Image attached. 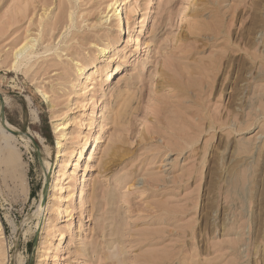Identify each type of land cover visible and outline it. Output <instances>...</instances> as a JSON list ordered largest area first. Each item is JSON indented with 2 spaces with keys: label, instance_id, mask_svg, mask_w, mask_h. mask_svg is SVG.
<instances>
[{
  "label": "rangeland",
  "instance_id": "374dc122",
  "mask_svg": "<svg viewBox=\"0 0 264 264\" xmlns=\"http://www.w3.org/2000/svg\"><path fill=\"white\" fill-rule=\"evenodd\" d=\"M120 1L128 34L111 0H0V264H264V0ZM62 121L81 209L48 186Z\"/></svg>",
  "mask_w": 264,
  "mask_h": 264
},
{
  "label": "bare ground",
  "instance_id": "6f19581e",
  "mask_svg": "<svg viewBox=\"0 0 264 264\" xmlns=\"http://www.w3.org/2000/svg\"><path fill=\"white\" fill-rule=\"evenodd\" d=\"M109 6H110V14H109V18L110 19H113L114 20V24L116 26V29L120 32H123L125 33V30H126V33L128 34L129 33V25L128 24H125L124 22V18L122 16L123 14V8L121 6V1L120 0H111V2L109 3ZM113 38V37H112ZM107 41V40H106ZM133 43L135 46L137 45H140V38L139 36H136L134 39H133ZM32 38H29L27 40H25L22 45H20L16 50H14V52L12 53L13 55V61L9 64V67H13L15 68L16 65H18V58L20 55H24V53H29V51H31L32 47L34 46V43H32ZM112 45H113V42L112 41H107L105 46L101 48V56L103 58H110V54H111V48H112ZM99 48V47H98ZM145 55V51L143 53ZM101 57V58H102ZM24 59V58H22ZM20 60V59H19ZM22 64V63H21ZM23 65V64H22ZM27 65V64H25ZM24 65V66H25ZM89 65L87 64H84V63H76V66H75V70L79 73L82 74V72L87 69ZM8 67V66H7ZM6 67V68H7ZM8 67V68H9ZM18 67V66H17ZM7 68V69H8ZM90 68H95L97 69V65L96 64H92L88 67V69ZM113 68V67H112ZM24 69V68H22ZM27 69V67L25 68V70ZM30 69V67H29ZM28 69V70H29ZM105 67L102 69L104 70ZM28 70H27V73H28ZM101 70V69H100ZM115 70V69H114ZM14 71V70H13ZM112 71V70H111ZM102 72V71H101ZM26 73V75H27ZM30 73V72H29ZM92 74V73H91ZM90 73H84V92H86L87 90H89V86L93 83V80L94 78L91 76ZM94 74V73H93ZM111 74V73H110ZM108 74V76L110 75ZM28 76V75H27ZM107 76V75H106ZM80 80H83V79H80ZM76 81V80H75ZM83 83V82H82ZM43 96L45 97V99L47 98V95H45V93H43ZM0 99H1V96H0ZM3 99V98H2ZM92 101V100H91ZM90 102V101H88ZM93 103V102H92ZM87 104V103H86ZM85 104V105H86ZM85 105H82L83 106V110H85ZM93 105V104H92ZM88 113V112H87ZM86 113V111H83L82 113H80V118H79V128H82L83 127V124L87 119L88 117V114ZM90 114V113H89ZM93 114V113H92ZM102 118H103V112L100 110H97L93 116V122H95L96 124L92 125V127L94 128L93 131H101L103 129V125H102ZM90 119V118H89ZM78 121V120H77ZM69 122V121H67ZM66 121H62L60 123H55L54 125V128H56L58 131H61L58 135V138L56 140V144H55V148H56V154H55V163H58L61 160V157H62V154L65 152V151H62V146L63 145V140L66 139V136L63 132L64 129H66L67 124ZM91 122V121H90ZM6 123V122H5ZM87 123V122H85ZM92 123V122H91ZM89 125V124H88ZM87 127V126H86ZM91 127V128H92ZM0 133L2 135V139H4L5 141L7 140H11V138L13 137V134L11 131H9L6 126L0 122ZM13 133H16V132H13ZM94 133V132H93ZM77 134V133H76ZM75 137V136H74ZM76 139L74 140V143L72 145L69 146V148L66 150L65 152V156L66 158L64 159L63 162H61V168H57L55 169L54 167V170L53 172L51 173L50 175V178L48 179V186L49 188L51 187H54L55 183H56V179L58 176H60L63 180L62 182V186H61V189H62V192L60 195L57 196V199H59L61 202H64L65 200H68L70 197H73L72 198V205L74 208H84L85 206V200H86V188H87V180H88V168L87 166H85L84 168H81V172L78 174V184L76 185L77 186V189L75 191H72V188H71V183H70V180H71V177H70V168L72 166H78V158L80 156H82L84 154V152L87 151V149H89L90 147V136L89 134H77V136L75 137ZM6 143V142H5ZM8 144V143H7ZM65 144V143H64ZM9 145V144H8ZM3 147V146H2ZM2 147L0 148V150L2 149ZM66 147V146H65ZM5 148V147H3ZM7 150V149H6ZM63 152V153H62ZM7 154V153H6ZM64 156V155H63ZM5 158V157H4ZM44 160V159H43ZM44 162V161H43ZM45 164V163H44ZM72 171V170H71ZM59 177V178H60ZM58 178V179H59ZM70 178V179H69ZM75 184V183H74ZM43 189V187H42ZM43 191V190H42ZM58 213L61 215V216H65V217H68L71 215V210H68L67 208L65 207H62V208H58ZM75 226L72 225L69 229L65 230V231H61L59 232V238L60 239H63L66 235H68L67 233H69L72 228ZM76 228V227H75ZM74 230V229H73ZM55 237V236H53ZM67 237V236H66ZM49 242V241H48ZM49 245V244H48ZM61 245V244H60ZM67 246L66 242H64L62 244V254H64V250L65 247ZM66 253V252H65ZM64 256V255H63ZM59 258V257H58ZM61 259V258H60Z\"/></svg>",
  "mask_w": 264,
  "mask_h": 264
},
{
  "label": "water",
  "instance_id": "95a60500",
  "mask_svg": "<svg viewBox=\"0 0 264 264\" xmlns=\"http://www.w3.org/2000/svg\"><path fill=\"white\" fill-rule=\"evenodd\" d=\"M4 107L1 105L0 106V118H2V120L4 119Z\"/></svg>",
  "mask_w": 264,
  "mask_h": 264
}]
</instances>
